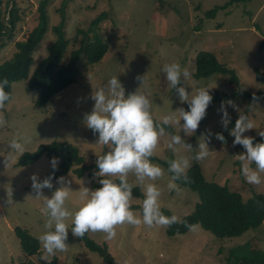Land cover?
Instances as JSON below:
<instances>
[{"label":"rangeland","instance_id":"obj_1","mask_svg":"<svg viewBox=\"0 0 264 264\" xmlns=\"http://www.w3.org/2000/svg\"><path fill=\"white\" fill-rule=\"evenodd\" d=\"M8 0H0L3 10ZM21 3L22 19L18 23L15 38L36 22V4L40 0H14ZM228 0H49L45 7L47 29L31 52L28 73L46 55L47 47L54 39L50 25L58 21V10L64 2V37L67 39L62 62L68 59L69 51L77 46L75 29L85 28L89 21L100 11H107L109 17L99 23L98 33L107 48L99 61L87 63L82 54L76 63L75 80L58 93L52 95L44 104L35 107L33 101L36 90L26 89V80L10 84L11 99L2 110L7 124L0 128V264H19L18 241L14 234L15 226L25 228L39 244V253L26 258L24 264H103L101 258L87 250L70 231L66 243L69 249L57 253L46 260L45 252L39 241L43 225L47 219L41 212L42 200L35 199L31 187V177L40 180L52 167L54 156L41 155L34 162L20 166L16 158L5 167V157L12 150L9 144L14 137L25 145V152L34 150L39 144L53 140L74 145L83 157L85 165L96 164V156L110 150V146L97 145L98 133L86 127L85 114H89L94 101L92 94L97 87L106 84L115 75L122 84L125 97L138 92H149L153 101V118L159 121L170 111L184 108L175 89H172L165 74L161 71L165 64L178 62L182 68L191 72V79L181 81L177 87H185L189 94H195L200 87L210 88L213 92H230L234 85L227 83V75L213 73L195 79L194 56L200 50L214 54L217 61L232 69L238 78L239 88L249 93L264 90V79L256 78L255 70L264 72V0H244L233 2L225 9H218L212 16L205 12L215 5ZM157 9V11H155ZM12 43L0 50V60L9 56ZM138 77L140 79H138ZM143 78V79H142ZM191 98V96L189 97ZM232 101L235 108L226 102ZM231 119L243 112L254 123V129L245 136H257L264 131V95L252 102L236 97L212 103L198 130L185 136L175 125L165 128L166 132L178 134L193 150L198 147L202 136L206 137L212 152L204 161L191 160L200 167L206 181L225 184L231 191L238 192L242 199L251 193L264 194V183L250 185L241 174V162L235 156L245 150L233 145L234 137L229 131L221 142L215 138L219 133L222 112L221 106ZM230 119V120H231ZM183 124V121H181ZM211 133L209 136L208 134ZM167 137L161 138L152 163L162 167L164 175L147 183H154L161 189L159 203L161 208L172 215L181 217L189 213L195 203L196 194L180 186L179 191L169 190L168 174L165 164L178 155L192 157L195 152L183 149L174 153L167 148ZM162 161V162H160ZM253 167H255L253 165ZM81 176L70 170L55 178L53 188L43 189L42 195L51 197L59 184L57 179L64 177L71 183L68 186L78 191L81 186L96 190L90 181L99 184L98 170L90 169ZM264 177V174H262ZM114 179V178H113ZM129 182L137 186L141 197H136L132 210L140 212L144 199L143 185L136 182L134 174H129ZM80 180L83 182L80 185ZM82 205L76 195L66 201L69 210L75 211ZM117 236L112 240L103 233H86L96 243H104L116 264H233L242 258L264 259V220L256 227L248 228L241 234L217 238L205 230L167 235L165 228L149 229L143 225L133 227L118 226Z\"/></svg>","mask_w":264,"mask_h":264},{"label":"clouds","instance_id":"obj_2","mask_svg":"<svg viewBox=\"0 0 264 264\" xmlns=\"http://www.w3.org/2000/svg\"><path fill=\"white\" fill-rule=\"evenodd\" d=\"M161 71L172 89H175L181 103H187L188 111L179 108L155 121L153 118V101L149 98V92H138L127 95L117 76H111L106 84L97 87L92 94L94 107L89 114H85L86 127L94 133H98L97 145L110 146V150L103 155L96 156V175L100 177L99 187L90 190L81 186L78 191H73L64 177L57 179L60 185L51 197L42 195L43 189L53 188L52 176L42 181L36 175L30 179L31 187L36 200H42L41 212L47 217L43 225V233L39 241L44 249L43 259L55 256L57 253L66 252L69 249L66 243L68 239L69 223L71 221V233L76 238H82L86 233H103L105 238L112 240L117 236V227L129 225L133 227L145 226L149 229L156 227L170 228L173 225L182 224L190 232L202 230V225L197 222L189 224L177 215L166 216L161 211L159 198L161 189L154 183L145 184L146 180L155 181L164 175V169L151 162L161 138L167 137V148L174 153L181 149L186 152H195L192 157L178 155L176 159L168 161L167 171L172 175L167 187L169 190L179 191L177 181L184 184L192 183L187 175L191 168V160L204 161L212 153L208 148L206 137L202 136L198 147L193 150L191 144H187L179 133L183 131L185 136L193 135L205 118L207 109L212 103L213 97L209 94L210 88L200 87L195 94H189L185 87H177L181 81L191 79V72L182 68L178 62L165 64ZM138 79H140L138 77ZM143 79V78H142ZM9 82L0 80V128L7 124L3 113L5 102L10 101L11 94L5 91ZM191 96V98H189ZM235 108L232 101L226 102ZM221 124L227 129L231 117L221 106ZM183 121V124H181ZM175 125L180 131L178 134L168 133L165 126ZM254 129V123L248 115L240 113L235 121V126L230 135L234 137L233 145H240L245 150L235 156L241 162V174L250 185L259 186L264 183V142L254 143V137L245 136L244 133ZM209 136L211 133L208 134ZM264 140V131L258 132ZM215 138L224 141L223 135L217 133ZM12 150L5 157V167L8 166L16 155L25 153V145L19 138L14 137L9 144ZM53 170L56 169L58 160H51ZM253 165L255 167H253ZM134 174L136 182L143 185L144 199L140 212L132 210L133 183L129 182V174ZM118 178L117 183L115 179ZM80 180V185H82ZM76 195L82 205L75 211L69 210L66 201L70 196Z\"/></svg>","mask_w":264,"mask_h":264},{"label":"trees","instance_id":"obj_3","mask_svg":"<svg viewBox=\"0 0 264 264\" xmlns=\"http://www.w3.org/2000/svg\"><path fill=\"white\" fill-rule=\"evenodd\" d=\"M48 1L40 0L36 4L35 24L21 33L18 38H15V32L19 28L18 23L22 19L23 14L20 1L8 0L4 9H0V50L8 43H12V50L9 56L0 60V80H8L9 84L5 91L9 93L10 84L13 81L26 80V89L36 90V97L33 101L35 107L44 104L52 95L58 93L75 80L76 63L80 54L83 55L87 63L92 64L99 61L107 48L98 33L99 23L107 17V12L100 11L89 21L85 28L75 29L77 46L69 51L67 61L62 62V56L67 46V39H65L63 31L65 4L62 2L57 8L59 17L57 23L50 25L54 39L48 45L46 55L34 70L28 73L31 63V52L47 29L45 7ZM237 1L244 0H228L221 5H215L205 12V16H212L218 9H225ZM213 73L226 74L228 76L227 83L234 85L235 90L210 93L213 97L212 103L220 100H231L236 97L252 102L264 95V90L251 94L240 89L238 78L232 69L219 63L213 53L205 50L198 51L194 56L192 76L197 79L207 77ZM255 76L256 78L264 79V72L255 70ZM184 110L188 111L187 104ZM238 118L239 115L231 119L227 129L224 127L220 128L219 132L223 137L234 128L235 121ZM165 128L169 127L165 126ZM250 137L255 138L254 143L264 142L259 135H251ZM41 155L54 156L58 160L56 169L53 170L51 167L40 179L41 181L49 176H52L53 181L55 178L65 175L69 170L75 176H81L85 171L90 176V169L98 170L96 164L85 165L83 163V157L78 153L74 145L56 140L39 144L34 150L18 156L15 163L20 166L28 165ZM191 165L187 175L191 178L192 183L184 184L180 181H177V183L193 191L197 200L193 209L181 216L180 219L189 224L199 222L203 230L208 231L217 238L237 236L248 228L256 227L264 220V194L253 192L247 198L242 199L238 192L229 190L225 184L206 181L196 162ZM168 167L169 165L165 164L166 170ZM168 174L172 175L169 172ZM114 179L117 183L119 182L118 178ZM90 186L96 189L101 187L100 184H96L92 180L90 181ZM133 196H142L137 186L133 187ZM161 211L166 216L172 215L165 208H161ZM186 230L187 228L182 224H177L170 228H165V233L173 235L183 233ZM13 231L18 241L20 254L17 261L19 264H24L27 257L39 253V244L37 239L30 235L25 228L15 226ZM76 239L87 250L95 252L101 258L103 264H116L104 243H96L87 234L82 238ZM233 264H264V259L242 258L241 260H236Z\"/></svg>","mask_w":264,"mask_h":264},{"label":"crops","instance_id":"obj_4","mask_svg":"<svg viewBox=\"0 0 264 264\" xmlns=\"http://www.w3.org/2000/svg\"><path fill=\"white\" fill-rule=\"evenodd\" d=\"M155 11H157V9H155ZM107 12V11H106ZM109 17V15H108V12H107V17L106 18H108Z\"/></svg>","mask_w":264,"mask_h":264}]
</instances>
